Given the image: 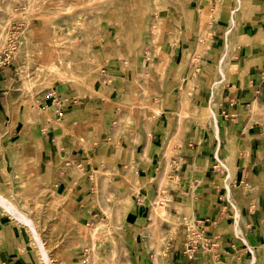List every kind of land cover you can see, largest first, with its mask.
<instances>
[{
  "label": "crops",
  "instance_id": "0c3cea01",
  "mask_svg": "<svg viewBox=\"0 0 264 264\" xmlns=\"http://www.w3.org/2000/svg\"><path fill=\"white\" fill-rule=\"evenodd\" d=\"M199 3L205 9L200 21L210 19L201 49L196 51V38L191 37L192 57L186 62L183 52L177 54L175 46L166 49L168 36L165 37L160 50L179 60H171L161 70L162 80L155 85L157 92L170 86L169 102L174 99L173 109L178 112L184 108L183 120L169 127L163 124L161 114L156 115L149 137L141 143L133 142L127 133H115L113 123L117 115L115 103L131 92L134 82H149L143 79L148 66L136 56L134 66L126 72H121L116 63L102 71L108 77L102 91L107 99L102 95L82 99L64 83L48 93V97L54 95L48 115L40 114L31 121L26 120L29 113L24 112V106L19 111L10 108L6 89L9 70L0 66V193L10 197L8 181L15 189L16 182L36 171L39 161L46 158L51 181L76 200L77 217L90 221L101 213V208L93 206L83 182L80 193L71 192L75 167L98 165L96 157L113 154L110 181L117 189L132 188L127 173L120 168L127 164L137 168L131 174L139 196L123 220L132 264H264V114L251 117L249 110L253 99L260 100L264 107V0ZM148 48L146 52L150 53ZM141 51L143 56L145 51ZM185 91L188 92L182 94ZM149 101L153 104L159 99L151 95ZM123 102L128 104V99ZM210 109L214 118L208 117L209 121L202 124L193 119L194 113L201 110L207 114ZM117 133L122 145L118 150L122 149L109 154L104 139ZM81 139L90 146L85 148ZM161 185L167 201L163 204L165 215L177 221L180 213L186 212L198 219L215 237L217 255L199 251L188 260L170 247L163 254V237L155 241L151 234L136 236L139 228L151 223L142 205L157 196ZM133 195L130 194L132 200ZM4 210L13 215L0 206V264H37L23 232L12 216H4ZM155 228L161 230L162 236L170 229L165 221Z\"/></svg>",
  "mask_w": 264,
  "mask_h": 264
},
{
  "label": "rangeland",
  "instance_id": "374dc122",
  "mask_svg": "<svg viewBox=\"0 0 264 264\" xmlns=\"http://www.w3.org/2000/svg\"><path fill=\"white\" fill-rule=\"evenodd\" d=\"M53 1L54 3L49 5L50 1L48 0H0V23L5 22L10 11L17 12L19 10L24 12V14H21L20 17L12 20L8 30L10 32L13 23L18 25L19 34L17 37L16 47L12 52V58L9 63L0 64V66H4L9 70V84L6 89L9 96L8 101L11 109L15 107L16 110L19 111L21 105L24 106V112L27 111L29 113V116L26 119L27 121L39 118L40 114L43 113L48 115V105L53 103L52 96H54L52 95L48 97V93L51 92L55 86L59 87L61 84L65 83L63 82L64 80H62L63 78L61 76L55 74L54 72L48 73L46 66L47 62H38L37 49L32 48L31 51L29 50L27 52L29 57L28 60L25 61L22 59L23 53L20 52V49L23 47L24 33L29 29V27L35 24L43 27V31H41L43 34L40 33L38 35L39 40L43 42L42 44H48L50 49L55 54L63 55V59L58 62V65H66L67 63V65L72 69L74 68V65H76L78 68H84L86 65L92 64V52L93 50L96 51L102 62V67L95 72L90 71L89 74L92 77H95L97 80L99 79V82H97L96 85L97 89L101 92L106 88L103 81L108 80V77L103 73L107 71V68L114 66L113 63L118 65L121 72H126L129 68L134 66V56H136L140 59L143 65L145 63V65L148 66V68L145 69L148 74L146 73V78H143L147 81L149 80L148 84H146L145 80H141L137 84L134 82V85L131 87V92H127V94L123 95V99L120 103H115L117 107V115L113 120L115 133L117 131L127 133L133 142L141 143L144 139L149 137L148 133L153 125V120L155 119L156 115L161 114L160 117L163 119V124L169 127H171V125L173 126L175 121L183 120V117H177V108L173 109L172 101H174V99L171 98L169 102L168 95L171 93L170 86L165 88L163 92H157L158 89L157 86H155L162 80L160 74L161 70H164L169 65L171 60H173L172 63H174V60L177 62L179 60L178 56H172L171 58V56H169L167 53H164L160 49L162 44H164L165 37L168 36L166 49L171 50L172 47L175 46L177 54L182 51L185 61L188 62L192 57L190 50L191 45L189 42L193 41L191 37H195V49L197 52H199L202 46V36L209 32L207 31L205 25H207L210 20L208 19L207 21H200L201 16H204L205 12L204 7L199 3L200 0H144V3H142V1L138 2L137 0H113L110 3H103L100 7L86 5L76 9H74V3L77 0ZM79 1L84 2L87 0ZM139 3L142 4L137 14L133 10H130V14L137 15L135 20L136 28L140 27L141 29L138 44H136L134 41L128 42V49L132 54V60H130V62L127 64L126 57L124 55H104L101 43L107 42L112 48H117L121 45L120 39L117 36V31L123 22V18L126 15V10L135 7ZM34 4L46 6L45 10H48L49 6L56 7L59 9L60 13L58 11L53 12L49 15V17L46 16L44 20L41 18L38 20L32 19L30 17L31 12L27 13V9L30 8L31 11L34 7ZM145 4L151 7L146 8L144 7ZM154 4H156V6H154ZM42 21H45L46 23L43 24ZM155 26H157L156 30ZM9 36L10 33L8 34L7 44L0 52V55L2 54L3 50L8 47V42L10 41ZM145 47H149L148 49L150 53L146 52L147 50ZM141 48L145 51L143 56L141 55ZM70 51L75 52V60H69V58L66 57ZM157 64L161 66L160 72H156L154 69ZM19 65L20 68L18 67ZM101 70H104L105 72H101ZM20 71L25 73V76L27 77L26 83H22L20 80ZM74 77L76 80L67 83L69 84V89L72 94L78 95L82 99H88L90 97L97 96L88 94L81 81L82 77L79 72L77 75H74ZM106 84L108 83L106 82ZM142 88H145L147 92V94L145 93L146 95L138 91L135 92L137 89ZM186 90L191 91V87H187ZM188 91L182 92V94H185ZM136 95L139 96L135 98ZM151 95L156 96V98L159 99L157 103L153 102L154 105L152 102H150L151 100L149 101ZM161 98H164V103H161ZM125 99H128V104L123 102ZM180 101L181 103H184L182 98ZM257 101L258 105L261 104L260 100ZM28 102L30 103L28 104ZM109 102L111 101H108V103ZM35 104H39L40 106L39 114L37 116H33L32 114V107L36 106ZM153 106L156 107V110H153ZM181 109L184 110L183 107H181ZM200 111L199 113H194L193 119L201 122L202 124L209 121L208 117H210V115L207 114L204 116ZM51 121L55 123L59 122L60 124V121H57V119H51ZM107 135L104 137H107ZM117 136L118 133L117 135L115 134L113 138L109 139L107 137L104 139L108 145L106 152H109V154L113 151L114 153L116 151L119 152L122 149L120 148V150H118L119 147H122V145L118 143ZM107 156V158L112 157L111 154ZM105 158H103L104 160L97 161L98 165H88L86 167H82L84 174L82 172L80 174L76 167L74 170L75 172L73 173V179H75V182L71 192L80 193L83 187L88 188L86 190L87 192L91 193L90 195L93 206L101 208V213H99L90 221L88 220L86 222L81 217L80 221L88 224L86 225L87 228L93 227L95 222L98 220L100 221L101 219L106 222V224L102 226L101 230H96L93 232V236H91L89 230H87L84 234L81 244L76 249H65L63 247L65 233H63V229H58L57 227L58 213L55 210V214L49 215L44 205L45 200L49 197L50 192L46 190L42 194L41 200L44 202V204L36 213L35 224L40 235L45 237L47 242L51 244V248H49V254L52 255L50 259L53 260L52 262L54 264H68L69 260H77L76 264H86V257L89 255L93 256L95 264H106L113 255L116 256V264H132L127 252V237L123 231V220L129 216L127 213H129L131 205H136L135 198L136 196H139L138 187L136 186L135 180L131 174V170L137 168L132 167L129 164L120 168L121 172L124 174L127 173V180L130 182L132 188H125L123 190L122 188L117 189L110 181L112 174L111 163L110 161H105ZM35 163H37V161ZM101 167L106 169V174L103 175L102 178H97L94 171L96 168ZM39 170L40 167L37 166L36 171ZM133 172L138 173L139 170ZM32 173L33 172L26 173L23 179L17 181L15 184V189L11 187L9 182L11 196L8 197V199L13 202L17 208L30 216L32 215V208L29 205V200L25 195H23V193H21V191L31 182L29 177H31ZM5 175L7 174L5 173ZM128 175L130 176L129 179ZM6 179L9 180L7 177L5 180ZM81 182H83V187H80ZM132 183L135 184V186H132ZM42 184L45 185L47 189L53 188L60 193L66 194L65 191L58 189V187L54 185L55 181H51V172L42 180ZM159 188L160 189L157 191L158 197L156 196L149 201L151 204L154 203L165 216L166 212L164 211L165 208H163V204L167 201L165 197L162 196L165 189L162 185L161 187L159 186ZM131 193L134 194V200L130 198ZM121 197L123 199L121 207H119V204H115V202H117ZM149 201L147 204H143L142 206L144 214L150 218V223L154 219V216L150 212L151 204ZM78 210L77 202L76 200H73L71 211L77 212ZM77 215L78 212L76 216ZM4 216L6 218L11 216L13 217L16 226L21 229L23 236L27 240L28 244H30L31 249L34 251L37 258V264H43L39 249L32 238L29 228L6 210H4ZM180 216V219L173 222V224H170L165 219V217H162L157 221V223L160 221H165L167 224H169L170 229L165 231L166 233L163 236L160 233L161 230H157L155 226L151 228V224H149L148 227V224H145L146 227L144 226L139 228L135 234L138 238L143 237L146 234H151V239L155 241L161 239L162 237L165 238L163 250L161 251L163 254H165L168 250L171 240H179L182 238L185 230L184 228L198 221V219H195L194 216H191V214L186 212L180 213ZM168 217L175 220L169 215ZM183 226L184 228L181 234V228ZM111 233L114 235L113 239L110 238ZM100 255H102L104 259Z\"/></svg>",
  "mask_w": 264,
  "mask_h": 264
},
{
  "label": "bare ground",
  "instance_id": "6f19581e",
  "mask_svg": "<svg viewBox=\"0 0 264 264\" xmlns=\"http://www.w3.org/2000/svg\"><path fill=\"white\" fill-rule=\"evenodd\" d=\"M48 1H50L49 5H52L54 3L53 0H48ZM112 1L113 0H87V1L82 2V1L77 0L74 3V9L80 8V7H83L86 5H94L95 7H100L103 3H110ZM137 1L138 2L142 1V3H144V0H137ZM142 3H139L135 7H132L131 9L126 10V15L124 16L123 22L121 23L120 28L117 31V36L121 42L120 43L121 45L119 47H117L118 49L110 47L107 42L101 43V47L103 49L104 55H106V56L107 55H117V56H123L124 55L126 57V63L127 64L130 62V60H132V54H131L130 50L128 49V42L134 41L136 44H138L141 29H140V27L136 28L135 20L137 18V15L130 14V10H133L137 14V12L140 10ZM154 6H156V4H154ZM144 7L150 8L151 6L149 7V5L145 4ZM45 8H46V6H44V5L41 6V5L34 4V7L32 8L31 11H30V8L27 9L28 10L27 13L31 12L30 17L32 19L38 20L39 18H41L42 20H44L46 18V16L49 17V15L51 13L57 12V11L59 12V9L56 7H53V6H49L48 10H45ZM21 14H24V12L19 11V10L17 12L16 11H10L5 22L0 23V52L2 51L4 46L7 44V39H8V34H9L8 30L10 28L12 20L20 17ZM33 23H36V22H33ZM42 23L45 24L46 22L42 21ZM41 31H43L42 26H38V25L33 24L24 33L23 47L20 49V52L23 53L22 59L25 61L28 60L29 57L27 55V52L29 50L31 51L32 48H35L38 50V55H37L38 56V62L39 63H41L43 61L47 62L46 66L48 69V73L54 72L55 74H57L63 78L62 79L60 77L62 80H64L63 82L68 83V82H72L73 80H76L74 75H77L79 72V74L82 77L81 81H82L83 85L85 86V89L89 95H102L103 96L102 98L107 99L108 97L104 96V94L100 90L97 89L96 84H97V82H99L98 81L99 79L97 80L95 77H92L89 74L90 71L95 72L99 68L102 67V62L100 60V57L96 53V51L93 50V52H92L93 53L92 54L93 55L92 64L86 65L84 68H78L76 65H74V68L72 69L67 65V63H66V65H58V62L61 59H63V55L55 54L50 49L48 44H46V43H44L46 45L42 44L43 42L40 41L38 38V35L40 33L43 34V32H41ZM66 57H68L69 60H75L76 54H75V52L70 51L66 55ZM18 67L20 68V65ZM154 69L156 70V72H160L161 66L159 64H157ZM101 72H102V70H101ZM146 73L147 72H145V76L148 74V73L147 74ZM19 74H20V80L22 81V83H26L27 77L25 76V73L20 71ZM144 78H146V77H144ZM103 83H105V81H103ZM137 83L138 82H135V84H137ZM137 91L142 93V94H145V93L147 94L145 88L137 89L135 92H137ZM137 96H139V95H136L135 98ZM39 108H40L39 104L32 107L33 116H37L39 114V110H40ZM153 110H156L155 106H153ZM250 112H251V117L262 116L264 114V107H262L261 104L258 105L257 99H253V100H251V104H250ZM183 114H184V112L180 108V111L178 112V116L182 117ZM207 114H209L210 117L214 118L213 112L211 109L209 110V112ZM207 114L202 113V115H204V116ZM60 124L61 125L64 124V121H60ZM81 142L83 143V146L85 148H88L90 146V143L86 142L84 139H81ZM112 156H113V154H112ZM103 158H104L103 156H99V157H96V160H104ZM111 158H105V161H110ZM40 162H41L40 170L39 171H32L33 173L31 174V177H29L31 179V182L27 186H25L21 191V193H23V195H25L27 197V199L29 200V205L32 208V215L30 216V215L26 214L25 212H23L22 210H20L19 208H17L16 205L13 202H11L8 198H6L4 195H2V193H0V206H2L4 209H7L8 211L10 210L13 213V216L16 217L17 220L23 222L29 228L31 235H32V238L35 241V243L39 249L43 264H54L52 262L53 260L50 259V257L52 255L49 254V248H51V244L49 242H47L45 237L40 235V233L36 227V224H35L36 213L39 210V208L44 204V202L41 200L42 194L46 190H48L50 193H49V197L45 200V204H44L45 209L47 210V213L49 215L55 214V210L57 211V213H58L57 227H58V229H63V233H65V240L63 242V247L65 249H69V248L76 249L81 244L83 237H84V234L87 230H89L90 235L93 236V232L96 230H101L102 226L105 225L106 222L103 221V219H101L100 221L98 220L97 222H95L93 227L87 228L86 225H88V224L80 221V219L76 216L77 212L71 211V205H72L73 199H72V197H70L69 194L60 193L59 191H57L53 188L47 189V187L42 184V180L46 176H48L50 173V165H49L50 162L48 160H46V158ZM76 168L78 169L80 174H81V172L82 173L84 172L83 168L80 165L76 166ZM105 171H106V169L101 167V168H96L94 173L96 174L97 178H100V177L102 178L103 175L106 174ZM59 172H60V168L57 169L55 174L58 175ZM129 178H130V176L128 175V179ZM163 178H164V176H163ZM163 178H162V180H163ZM9 182L10 181H8V184H9ZM54 185L56 186V184H54ZM132 186H135V184L132 183ZM122 199L123 198L121 197L117 202H115V204H119V207H121ZM62 200H64V201H62ZM157 202H159V201H157ZM150 212L154 216V219L150 223L151 228L154 227L157 224V221L160 220L162 217H165V219L170 224H173V222H175V220L169 218L168 215L164 216L163 212L161 210H159L158 207L154 203L151 204ZM110 238L111 239L114 238V235L112 233L110 234ZM100 256L104 259V257L102 255H100ZM68 264H76V261L75 260L74 261L69 260ZM86 264H95V260L93 259L92 255H89L86 257ZM106 264H116V256L113 255L112 257H110V259L107 261Z\"/></svg>",
  "mask_w": 264,
  "mask_h": 264
},
{
  "label": "built area",
  "instance_id": "2783aa9c",
  "mask_svg": "<svg viewBox=\"0 0 264 264\" xmlns=\"http://www.w3.org/2000/svg\"><path fill=\"white\" fill-rule=\"evenodd\" d=\"M9 44L0 55V64L9 63L12 58V52L17 44V37L19 34L18 25L13 23L10 29ZM59 112V111H57ZM183 238L179 242L171 241L169 247L173 251L179 252L183 257L192 260L195 254L199 251L215 252L216 241L215 237L208 234L200 221L194 222L192 225L184 228Z\"/></svg>",
  "mask_w": 264,
  "mask_h": 264
}]
</instances>
